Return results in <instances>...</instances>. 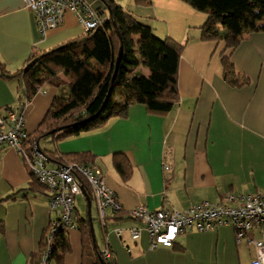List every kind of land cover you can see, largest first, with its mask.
<instances>
[{
  "label": "crops",
  "instance_id": "obj_1",
  "mask_svg": "<svg viewBox=\"0 0 264 264\" xmlns=\"http://www.w3.org/2000/svg\"><path fill=\"white\" fill-rule=\"evenodd\" d=\"M115 1L151 26L160 39L171 38L186 45L179 67L180 102L166 116L151 115L144 106L134 105L128 116L114 118L102 129L61 142L45 137L39 146L64 162L73 161L75 155L90 154L88 162L81 164L98 167L118 195L124 211L109 213L105 226L99 211L93 218V201L91 209L93 228L99 218L106 242L102 249L97 240L96 244L102 252L109 251L117 264H251L253 247L246 240L238 243L232 227L192 230L180 236L174 247L152 250L145 224L129 213L138 207L184 212L205 201L222 202L228 194L264 193V33L250 35L231 53L236 72L248 79V84L233 87L223 77L221 62V56L230 51L224 43L202 40L207 14L182 0L141 4L135 0ZM101 7L102 3L94 9ZM101 16L106 18L107 13ZM83 35L82 26L71 12L66 13L59 28L42 34L34 13L23 0H0V63L9 75L22 69L31 57ZM139 71L151 76L146 67ZM68 94L67 86L46 85L28 102L22 78L3 77L0 68V112L23 108L25 127L31 136L37 134L55 98ZM115 100L124 101L118 95ZM168 151L173 163L170 175L163 170ZM116 154L125 155L132 164L127 180L115 167ZM58 165L49 162L50 168ZM30 182L20 154L3 147L0 221L5 231L0 236V264H31L57 220V213L50 209L48 191L27 190ZM79 197L86 203V212H77L88 217L87 198ZM133 228L141 230L138 240L132 238ZM117 229H124L122 238L117 236ZM253 234L259 238L257 232ZM66 237L71 252L64 264H83L82 231L69 228Z\"/></svg>",
  "mask_w": 264,
  "mask_h": 264
},
{
  "label": "trees",
  "instance_id": "obj_2",
  "mask_svg": "<svg viewBox=\"0 0 264 264\" xmlns=\"http://www.w3.org/2000/svg\"><path fill=\"white\" fill-rule=\"evenodd\" d=\"M135 1L139 4L149 2ZM182 1L208 15L202 28V40L224 43L226 51H230L221 56L225 81L233 87L248 84V79L236 72L231 53L250 35L264 33V0ZM100 2L102 7L97 11L101 15L107 13V17L96 29L31 57L13 75H9L0 63L3 77L22 78L28 102L46 85L68 87V96L55 98L37 134L30 135L27 144H39L45 137L61 142L102 129L112 119L128 116L134 105L144 106L151 115L166 116L180 102L179 67L186 45L171 38L160 39L151 26L138 20L115 0ZM141 67L149 69L151 76L140 72ZM118 93L124 100L121 103L115 100ZM43 152L58 164L85 163L92 157L82 153L75 155L73 161L64 162L52 152ZM114 164L124 180L130 178L133 167L125 155L116 154ZM29 173L31 182L27 190L46 191L30 170ZM84 189L92 200L86 184ZM75 227L83 233V264H117L113 256L103 257L91 232L89 216L82 217L77 212ZM4 231L5 225L0 221V236ZM49 231L40 253L32 256L31 264H41L50 246V264H64L65 256L71 252L67 229L58 228L52 243H49Z\"/></svg>",
  "mask_w": 264,
  "mask_h": 264
},
{
  "label": "built area",
  "instance_id": "obj_3",
  "mask_svg": "<svg viewBox=\"0 0 264 264\" xmlns=\"http://www.w3.org/2000/svg\"><path fill=\"white\" fill-rule=\"evenodd\" d=\"M26 8L34 13L42 34L59 28L67 12L75 15L84 33L99 27L104 17L86 0H23ZM0 114V152L3 147L15 149L35 177L43 184L50 196V209L57 213L49 234V243L58 228H74L77 221L76 199L84 195L86 184L92 193V201L99 211L103 225L109 213L119 214L124 211L118 195L104 179L102 171L92 165L64 163L49 167V158L39 144L27 141L30 134L25 127L23 108H7ZM172 153L168 151L163 160V170L172 174ZM87 193V192H86ZM130 217L141 221L146 226L151 249L158 247L172 248L177 239L189 231H215L223 227H232L238 243L246 240L253 247L254 258L251 264H264V193L235 196L228 194L224 201H208L190 207L187 211L175 209L150 210L138 207L130 211ZM124 229L116 233L122 238ZM133 240L141 237V230H130ZM257 232L259 238L253 233ZM50 246L42 258L41 264H50ZM109 251L103 252L105 259L111 258Z\"/></svg>",
  "mask_w": 264,
  "mask_h": 264
},
{
  "label": "rangeland",
  "instance_id": "obj_4",
  "mask_svg": "<svg viewBox=\"0 0 264 264\" xmlns=\"http://www.w3.org/2000/svg\"><path fill=\"white\" fill-rule=\"evenodd\" d=\"M87 1L95 9H97L98 6L101 5V3H99L97 0H87ZM120 96H121L120 93H118V97H120ZM76 208H77V210H79L81 212H84V213L86 212V203H85L83 197L77 198ZM97 213H98L97 206L95 203H93V209H92L93 218L97 217ZM98 221H99V218L98 219L96 218V221L94 222V229H95V236H96L95 239L97 240L100 248L102 249V248H104V245L106 242H105V238H103L104 231L102 232Z\"/></svg>",
  "mask_w": 264,
  "mask_h": 264
},
{
  "label": "water",
  "instance_id": "obj_5",
  "mask_svg": "<svg viewBox=\"0 0 264 264\" xmlns=\"http://www.w3.org/2000/svg\"><path fill=\"white\" fill-rule=\"evenodd\" d=\"M84 195H85V197L87 198V201H88V207H89V209H88L89 222H90V225H91V232H92L93 237L95 239L93 222H92V215H91L92 200H91V198L88 196V194L86 192H84Z\"/></svg>",
  "mask_w": 264,
  "mask_h": 264
}]
</instances>
